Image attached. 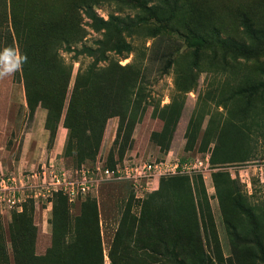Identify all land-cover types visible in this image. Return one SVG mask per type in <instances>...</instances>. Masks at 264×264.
I'll return each mask as SVG.
<instances>
[{
  "label": "rangeland",
  "instance_id": "obj_1",
  "mask_svg": "<svg viewBox=\"0 0 264 264\" xmlns=\"http://www.w3.org/2000/svg\"><path fill=\"white\" fill-rule=\"evenodd\" d=\"M10 1L30 49L47 45L72 72L66 84L57 72L48 92L62 98L59 120L43 104L48 74L32 104L20 71L0 79L2 170L19 175L50 162L110 165L124 157L179 168L142 195L125 181L104 180L75 201L54 193L49 203L0 207V264H264V0ZM10 1L0 0V50L5 20L13 33ZM87 6L136 24L95 30ZM193 37L205 46L188 45ZM119 42L130 46L124 58ZM68 45L97 52L73 58ZM116 59L123 70L108 69L101 87L88 86L94 66ZM78 67L88 71L74 93L76 114L96 102L113 110L97 130L69 139L63 117ZM205 154L212 171L182 170Z\"/></svg>",
  "mask_w": 264,
  "mask_h": 264
},
{
  "label": "trees",
  "instance_id": "obj_2",
  "mask_svg": "<svg viewBox=\"0 0 264 264\" xmlns=\"http://www.w3.org/2000/svg\"><path fill=\"white\" fill-rule=\"evenodd\" d=\"M5 1V0H4ZM10 1V0H9ZM12 5V6H11ZM10 7V24L13 28V33H9V25L7 23V20H5V23L3 25L4 28V34H5V42L3 44V48L5 47H12L13 46V37L15 39L17 49L21 54H25L27 56V63H25L22 66V69L20 70V75L22 76L24 88H25V94H26V101L28 104H32V101L34 100L33 94H39L44 79L46 75L48 74V82L46 85V93L43 97V104L46 108H48L51 111V116H54L55 120H59L61 116V104L63 103L62 98H56L55 96L52 97V99L49 97V90L51 89V84L53 82L54 75L57 74L60 79H63V82L68 83L69 79L71 77L72 68H68V65L66 63H63L62 60L57 56V52L55 50H51L47 45L41 44L39 46L40 49H37L35 51H32L30 48V45H27L25 43V39L23 36L20 35L19 28L14 23V15H13V3L10 1L9 3ZM85 16L90 20V25L95 30L99 29H107L109 28V25L112 23L115 30L120 29H129L132 26L136 24V21H129L127 23H120L118 17L109 15L107 19L103 18L102 16L98 15L92 8L87 6L84 9ZM190 46L195 47H202L205 46L206 40L203 37H193L187 42ZM67 52L72 51L73 58H76L79 54H85V55H93L95 52H97V49H93L90 45H81L79 49H77L74 46H66L65 47ZM116 53L121 57H126V53L130 51V46L126 43L119 42L116 46ZM125 65H121L119 63V59H116L113 62H109L108 64L104 66H94L93 67V83H89L88 86L99 88L102 86V84L105 82V71L108 69H115L117 71L123 70ZM88 71L87 67H78L73 81V90L72 95L69 99V103L67 106V110L63 117V125L68 130V138L71 139L75 134H89V128H95V130L100 127L104 119L108 117L112 110L113 106H108L104 110H102L99 105L95 104V108L88 110L86 113H78L76 114V107L74 106V93L82 90L83 85V78L86 72ZM118 72V73H119ZM117 73V74H118ZM33 77L36 78L35 81H33ZM32 78V79H31ZM134 85L131 81L128 82V86ZM67 86V85H66ZM85 87V86H84ZM129 95H126V97L123 100V103L125 104L124 110L128 109L129 106ZM82 121H86L88 126L85 127L83 130L79 129V125ZM189 127L187 126L185 131V141L188 143L191 141V136L189 135ZM218 146V142H215L214 149ZM64 152H67V148L64 149ZM209 160L211 158L209 157ZM114 163V161H113ZM110 164V165H113ZM81 163H78L75 166L80 165ZM109 165V164H108ZM217 174V171L213 172V177L215 178V175ZM171 177V176H168ZM166 177V178H168ZM165 178V177H163ZM162 179V178H161ZM160 179V180H161ZM59 196H61L63 199L67 200L66 196L61 194L60 192H57ZM264 254V250H263Z\"/></svg>",
  "mask_w": 264,
  "mask_h": 264
},
{
  "label": "built area",
  "instance_id": "obj_3",
  "mask_svg": "<svg viewBox=\"0 0 264 264\" xmlns=\"http://www.w3.org/2000/svg\"><path fill=\"white\" fill-rule=\"evenodd\" d=\"M209 155L197 157L192 163L181 165L182 170L210 172ZM179 164L163 161H139L117 159L113 165L105 162L81 163L74 167H55L53 163L27 173L16 174L0 170V207L6 210H21L26 199L34 202H50L54 193L60 192L68 201H75L94 191L104 180L125 181L137 195L150 190V184L160 176L177 173ZM214 171V170H213Z\"/></svg>",
  "mask_w": 264,
  "mask_h": 264
},
{
  "label": "clouds",
  "instance_id": "obj_4",
  "mask_svg": "<svg viewBox=\"0 0 264 264\" xmlns=\"http://www.w3.org/2000/svg\"><path fill=\"white\" fill-rule=\"evenodd\" d=\"M27 63V56L18 49L5 47L0 50V79L11 77Z\"/></svg>",
  "mask_w": 264,
  "mask_h": 264
},
{
  "label": "crops",
  "instance_id": "obj_5",
  "mask_svg": "<svg viewBox=\"0 0 264 264\" xmlns=\"http://www.w3.org/2000/svg\"><path fill=\"white\" fill-rule=\"evenodd\" d=\"M64 129L62 127H59V134H58V139H57V142H56V146L54 148V151H59V149L61 148V140H62V136L64 134ZM0 169H2V167H0Z\"/></svg>",
  "mask_w": 264,
  "mask_h": 264
}]
</instances>
